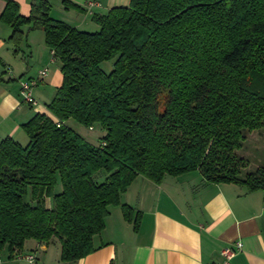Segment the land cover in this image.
Masks as SVG:
<instances>
[{"label": "trees", "instance_id": "16d2710c", "mask_svg": "<svg viewBox=\"0 0 264 264\" xmlns=\"http://www.w3.org/2000/svg\"><path fill=\"white\" fill-rule=\"evenodd\" d=\"M50 10L39 0L24 17L7 0L0 14L14 54L24 26L40 29L62 75L47 113L21 126L27 144L0 142V253L57 242L61 262L84 258L109 206L137 230L139 216L120 204L137 176L159 185L199 171L210 184L264 190V165L241 176L247 163L236 154L264 127V0H130L92 14L95 33ZM70 120L98 126V143Z\"/></svg>", "mask_w": 264, "mask_h": 264}, {"label": "crops", "instance_id": "0c3cea01", "mask_svg": "<svg viewBox=\"0 0 264 264\" xmlns=\"http://www.w3.org/2000/svg\"><path fill=\"white\" fill-rule=\"evenodd\" d=\"M7 0H0V14ZM18 4L19 14L27 17L32 4L39 0H10ZM50 17L86 31L94 13H104L115 7H127L130 0H47ZM63 2L77 6L65 9ZM97 6L88 11L87 4ZM95 24V23H94ZM24 40L14 54L8 42L11 29L0 21V142L12 138L22 145L27 137L21 126L35 114L47 113L46 106L61 85V65L52 59L40 29L24 26ZM43 68L48 73L33 88L36 102H23L19 82L35 78ZM101 137V136H100ZM23 146V145H22ZM257 166L251 169L254 170ZM120 204L133 210L126 222L119 206H109L103 230L93 236V251L76 261L61 262L60 246L29 243L23 255L34 256L30 263L20 258H8L6 249L0 253V264H221V251L242 250L230 264H264V190L248 192L242 185L210 184L199 171L180 176H165L159 185L137 176L127 191L120 195Z\"/></svg>", "mask_w": 264, "mask_h": 264}, {"label": "rangeland", "instance_id": "374dc122", "mask_svg": "<svg viewBox=\"0 0 264 264\" xmlns=\"http://www.w3.org/2000/svg\"><path fill=\"white\" fill-rule=\"evenodd\" d=\"M88 23L90 24V27L84 28L86 29L85 32L95 33L99 31V27L96 24L91 23L90 21H88ZM101 69L108 73L112 69V62L109 61V62L102 63ZM161 111H162V108H160V112ZM68 125L76 133L86 138V140L89 141L91 144H97L100 136H102L103 134V131L98 126H93L92 130L90 131L87 128H84L78 125L72 120L68 122ZM26 144L22 142L23 146H25ZM236 154L239 158L244 159L247 163V166L241 170V173H240L241 176L245 175L246 173H249L251 169L255 166L264 165V127L257 131L248 133L246 135V138L243 142L242 147L236 151ZM103 175H104V172L101 171L97 175V178L99 179ZM59 192H60V184L58 183V185L55 188L54 193L56 194Z\"/></svg>", "mask_w": 264, "mask_h": 264}, {"label": "built area", "instance_id": "2783aa9c", "mask_svg": "<svg viewBox=\"0 0 264 264\" xmlns=\"http://www.w3.org/2000/svg\"><path fill=\"white\" fill-rule=\"evenodd\" d=\"M95 6H97L95 2H89L87 4L88 11H90V9ZM51 55H53L52 52H51ZM47 73H48V69L43 68L42 70L38 72V75L35 78L29 79V80H21L19 82L20 95L23 99V102L31 106L36 105V102L32 95L33 88L38 85V83L41 81L43 77L47 75ZM241 250H242V244L240 242H235L234 248H231V247L224 248L221 251V256L223 257V261L221 264H230L232 258ZM17 258L24 259L30 263H33L35 260L34 256H31V255H23Z\"/></svg>", "mask_w": 264, "mask_h": 264}]
</instances>
